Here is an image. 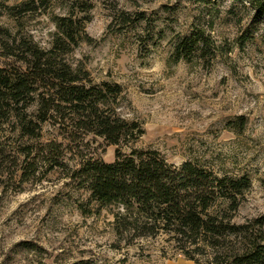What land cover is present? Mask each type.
<instances>
[{
	"label": "rangeland",
	"instance_id": "obj_1",
	"mask_svg": "<svg viewBox=\"0 0 264 264\" xmlns=\"http://www.w3.org/2000/svg\"><path fill=\"white\" fill-rule=\"evenodd\" d=\"M25 1L0 0V68H24L23 41L51 50L56 18L72 15L83 28L65 62L88 74L79 85H119L111 108L145 130L123 151L247 175L252 186L235 223L264 216V20L248 0H36L37 10L24 13L16 7ZM197 32L209 39L206 55L175 63L174 45ZM116 150L67 113L36 141L15 117L3 125L0 264H197L169 235H118L117 207L90 201L86 184L73 178L84 159L112 164Z\"/></svg>",
	"mask_w": 264,
	"mask_h": 264
},
{
	"label": "trees",
	"instance_id": "obj_2",
	"mask_svg": "<svg viewBox=\"0 0 264 264\" xmlns=\"http://www.w3.org/2000/svg\"><path fill=\"white\" fill-rule=\"evenodd\" d=\"M248 1L264 20V0ZM35 4L36 0H29L16 8L33 12ZM55 22L58 33L51 50L23 41L20 62L24 68L15 72L0 68V128L15 117L21 134L36 141L42 138L46 123L65 113L73 116L84 132L117 147L114 163L84 159L73 178L86 184L90 201L117 207L118 235L133 239L169 235L179 252L197 264H264V216L247 224L235 223L251 179L220 176L193 161L175 167L157 151L131 148L125 153L123 147L136 144L145 130L111 108L110 98L122 93L119 85L95 87L91 81L88 87L79 85L88 74L81 77L65 57L78 46L83 26L72 15ZM208 50L209 39L192 33L174 45V61H190L197 54L203 57ZM34 104L40 106L35 117L27 113Z\"/></svg>",
	"mask_w": 264,
	"mask_h": 264
}]
</instances>
